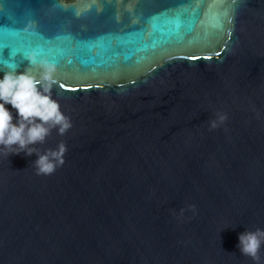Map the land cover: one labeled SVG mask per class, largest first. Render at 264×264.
<instances>
[{
  "label": "water",
  "instance_id": "obj_1",
  "mask_svg": "<svg viewBox=\"0 0 264 264\" xmlns=\"http://www.w3.org/2000/svg\"><path fill=\"white\" fill-rule=\"evenodd\" d=\"M32 53L71 127L50 175L0 151V264H253L264 0H0V79Z\"/></svg>",
  "mask_w": 264,
  "mask_h": 264
},
{
  "label": "clouds",
  "instance_id": "obj_2",
  "mask_svg": "<svg viewBox=\"0 0 264 264\" xmlns=\"http://www.w3.org/2000/svg\"><path fill=\"white\" fill-rule=\"evenodd\" d=\"M25 58L30 64L29 68L20 74L14 69L6 71L0 79V151L8 157L21 153L29 157L35 154L38 157L33 163L36 175H50L64 164L66 146L61 143L54 150L41 151L36 145H43L53 130L64 135L71 123L51 94L57 83L55 64L46 59L38 62L36 53ZM33 66H38L39 75L32 73ZM6 105L15 110V123L13 113ZM219 119L223 121L225 117L220 116ZM210 123L212 128L218 126L216 121ZM191 208L195 213V206ZM238 240L237 247L243 256L251 258L253 264H264L260 255L264 230H246L239 234Z\"/></svg>",
  "mask_w": 264,
  "mask_h": 264
},
{
  "label": "snow or ice",
  "instance_id": "obj_3",
  "mask_svg": "<svg viewBox=\"0 0 264 264\" xmlns=\"http://www.w3.org/2000/svg\"><path fill=\"white\" fill-rule=\"evenodd\" d=\"M208 57H205V59H207ZM191 59H199V57H191ZM60 88L64 89V88H67V90H70V91H76L77 89L76 88H72L71 86H66L64 83H61L59 85ZM85 87H91V85H86Z\"/></svg>",
  "mask_w": 264,
  "mask_h": 264
},
{
  "label": "trees",
  "instance_id": "obj_4",
  "mask_svg": "<svg viewBox=\"0 0 264 264\" xmlns=\"http://www.w3.org/2000/svg\"><path fill=\"white\" fill-rule=\"evenodd\" d=\"M65 1H72V0H65Z\"/></svg>",
  "mask_w": 264,
  "mask_h": 264
}]
</instances>
